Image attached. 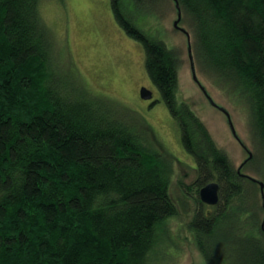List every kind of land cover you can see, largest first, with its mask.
I'll return each mask as SVG.
<instances>
[{"label":"trees","instance_id":"1","mask_svg":"<svg viewBox=\"0 0 264 264\" xmlns=\"http://www.w3.org/2000/svg\"><path fill=\"white\" fill-rule=\"evenodd\" d=\"M45 1L0 0V264H166L176 159L137 112L84 85ZM153 1L109 3L194 164L187 231L205 264H264V0H170L195 75L242 109L251 147L232 134L247 154L237 167L178 102L179 52L135 24ZM210 182L215 205L198 197Z\"/></svg>","mask_w":264,"mask_h":264},{"label":"rangeland","instance_id":"2","mask_svg":"<svg viewBox=\"0 0 264 264\" xmlns=\"http://www.w3.org/2000/svg\"><path fill=\"white\" fill-rule=\"evenodd\" d=\"M151 7L147 11L139 7L135 24L149 38L160 40L168 48L179 52L182 63L176 89L178 102L186 103L194 111L215 144L227 151L234 165L239 166L247 154L232 136L225 115L208 102L192 78L187 38L173 26L176 20L173 4L170 0H155ZM42 15L52 27L57 42L63 44L65 56L70 58L84 85L94 93L127 104L152 127L164 148L179 160L172 163L170 184V192L178 203V215L167 221L174 237L168 249L171 257H165L164 263L205 264L186 228L192 214L194 193L192 187L186 186H190L195 179L194 164L182 150L178 127L146 75L141 45L118 27L109 0L45 1ZM179 26L184 27L181 23ZM196 76L213 102L229 113L236 134L250 149L242 109L233 105L198 70ZM142 86L153 92L151 100L140 98L139 89ZM177 231L178 237L175 235Z\"/></svg>","mask_w":264,"mask_h":264},{"label":"water","instance_id":"3","mask_svg":"<svg viewBox=\"0 0 264 264\" xmlns=\"http://www.w3.org/2000/svg\"><path fill=\"white\" fill-rule=\"evenodd\" d=\"M175 8L177 9V19L174 21L173 26H174V28H177V29L181 30L182 32H184V30L178 26V22L181 18V14H180L179 7H178V4L176 1H175ZM186 37H187V42H188V57H189V62H190V70H191L192 78H193L194 82L199 86V88L203 92V94L206 97V99L208 100V102L210 104H212L213 106L218 107L213 102V100L208 96L205 89L201 86L200 82L198 81V79L195 75V68H194V64H193V60H192V56H191L189 36H186ZM139 96L143 100H151L153 97V92L150 89L142 86L139 89ZM219 109H221L226 114L230 129H231V133L234 135L235 138H237L236 132L234 130V127L232 125V122H231V119H230L228 113L222 108H219ZM248 155H249L248 157H250V153H248ZM258 184H259L260 190L262 192L263 183L258 182ZM218 188L219 187H218V184L216 182H210V183H207L206 185H204L203 187H201L198 191V197H199L200 201L204 204H207V205H215L218 202ZM262 199H263V195H262ZM263 208H264V202H263ZM260 227L264 233V218L261 222Z\"/></svg>","mask_w":264,"mask_h":264},{"label":"flooded vegetation","instance_id":"4","mask_svg":"<svg viewBox=\"0 0 264 264\" xmlns=\"http://www.w3.org/2000/svg\"><path fill=\"white\" fill-rule=\"evenodd\" d=\"M147 101H149V100H147ZM217 109H219V107H216Z\"/></svg>","mask_w":264,"mask_h":264}]
</instances>
